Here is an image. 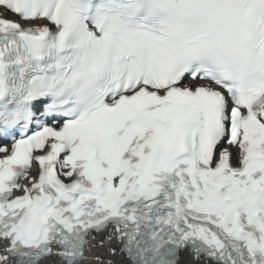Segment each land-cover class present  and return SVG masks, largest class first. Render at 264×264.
<instances>
[{"label":"snow or ice","instance_id":"6c2138e0","mask_svg":"<svg viewBox=\"0 0 264 264\" xmlns=\"http://www.w3.org/2000/svg\"><path fill=\"white\" fill-rule=\"evenodd\" d=\"M0 264H264V0H0Z\"/></svg>","mask_w":264,"mask_h":264}]
</instances>
